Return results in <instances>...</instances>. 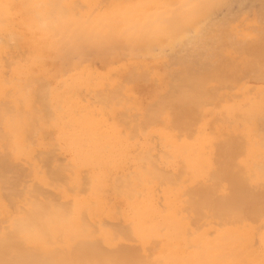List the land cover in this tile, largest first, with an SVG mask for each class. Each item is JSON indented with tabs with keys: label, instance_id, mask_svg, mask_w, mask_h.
<instances>
[{
	"label": "bare ground",
	"instance_id": "obj_1",
	"mask_svg": "<svg viewBox=\"0 0 264 264\" xmlns=\"http://www.w3.org/2000/svg\"><path fill=\"white\" fill-rule=\"evenodd\" d=\"M104 1L107 3L106 0H0V76L5 77L8 75V72L6 73L7 75L6 74L3 75L6 71V69L9 67L5 63V62H8L7 59H9V57L11 56L12 59H14L15 61H18L17 60L18 56L20 54L22 55L23 54L22 51L25 48L28 49L29 46L33 47L32 53L34 54V57L32 56L33 54L32 55L30 54V52H29L30 50L28 51L29 53L26 52L27 54L31 55L30 57L28 56L29 58H27V59H26L27 56H24L26 61H28L27 63H29V64L33 63V62L40 63L42 61V55H41L42 51L40 52L38 47H36V46L34 47V45L31 44L29 40L25 39V37H23L24 35L22 36L17 30L18 28H20L17 25L18 24L17 20L19 19V17L20 18L22 17L20 10H22L24 12L25 8L27 9V7H29L32 10V12H31L32 19L34 16L35 20L34 19H33V21L30 20V22L28 23V25H30V27H32V29H39L40 31L44 32L45 34H50V35H51L52 31L56 32V31H58V29H60L59 31H61V28H64V32H66V30L69 31V33H68L69 35H66V37H64L62 39L60 38V40L58 39L57 40L58 42L53 41L54 42V45H53L54 53H56V50H55L56 47L59 48V46H57V45H60V43L64 40L66 41V43L64 41L63 44H66L69 47L71 45V47L69 49L67 48L68 50H71V48H72V50L75 49L76 51H79V53H81V51L85 50V46H87V44L92 45V47L101 46L104 43L103 37H105L108 33L105 35L102 34L101 40H98L100 37L98 39L94 38V36L92 34L99 36L100 35L99 33L104 32L106 28H109L111 26L109 29L112 30L114 27V26H112V23L110 24V22L109 23H107V22L103 23L102 18H99V20L97 19L100 16V15H98V7H99V5L104 3ZM138 1H140V0H138ZM152 1H153L152 3H154L155 0H152ZM171 1H173V0H171ZM182 1H185V0H182ZM223 1L224 0L219 1V2H223ZM232 1H234V0H232ZM254 1L256 3L257 2L260 3V6L262 7L261 11H259L258 8L260 9L261 7L257 6L258 7L257 8L258 14L260 15L261 13H264V12H262V10H264V0H254ZM165 2H166V0H165ZM177 2H180V0H178ZM246 2H248V1H246ZM135 3H138V2L136 1ZM135 3L133 2L132 4H130V6L127 5L126 8L127 7L131 8L132 6H134ZM214 3L218 4L217 2H214ZM225 3H227L226 0H225ZM233 3L235 4L236 2H233ZM237 3H239V1ZM82 4H83V6H84V4L86 5V6H84V8H85V10H88V12H89V10L91 11V9H89V7L95 5L97 7V10L95 11L96 13L94 12V10H95L94 9L92 12H89V15L92 17V15L95 13L96 17L93 16L94 18L93 17L87 18V15H84V16H86V17H84L82 14H80L81 12L83 13V10H84V8L81 7ZM145 4H144V6H145ZM161 4H163V2ZM167 4L169 7L170 2ZM103 5H105V4H103ZM107 5H108L109 9H112V12H113V13L111 12L110 14H107V16H106V12L108 9L106 11L101 9L102 10L101 12L104 13V11H105L104 16L107 19L109 17L108 15L116 14L118 11H121L122 8L124 7V6H119L121 9L116 7L118 9L117 10V9H115L114 6H113L114 9H113V8L109 7L111 5H109V4H107ZM136 5L139 6V4H136ZM249 5H251V4H249ZM146 6L148 7L147 4H146ZM205 6H207V5H205ZM231 6H229V8ZM86 7H88V9H86ZM149 7H150V5H149ZM154 7H155V5H154ZM178 7H180L179 4L177 7H174V8L177 9ZM241 7H240V10H241ZM104 8H105V6H104ZM130 8H128V10ZM150 8H149V10H150ZM163 8H164L163 10H161V9H158V10H160L161 13H162V11L164 12V10H165V14H166L167 13L166 9H165V7H163ZM180 8H182V7H180ZM81 9H83V10H81ZM134 9L137 10V7ZM128 10L126 9L127 12H128ZM132 10H133V8H132ZM143 10L146 13V11L148 9H145V7H143V8L141 7L140 9H138V11H143ZM156 10L154 8V10H151L148 13L150 15H152V17H153L152 11L156 12ZM167 10H172V8H170V9L167 8ZM197 10H199V8ZM200 10H202V9H200ZM247 10H251V9H247ZM78 11L80 13H77ZM114 11H116V13H114ZM121 12H119V15L117 14V16H120ZM124 13H126V12H124ZM129 13H130V10L126 14H129ZM172 13H173V11H172ZM189 13H190V16H194L193 14H191V13H194V11L189 12ZM256 13H254V14H256ZM99 14H100V12H99ZM126 14H124V15L126 16ZM143 14H144V12H143ZM149 14H148V18L150 17ZM159 14H160V12H158V15L156 16V18H153L154 19L153 21H151V19L148 20L145 18L146 20H148L145 22L141 21V18H138V19L134 18V16H133L134 19H132L129 16L128 17L126 16V18L124 17V18L118 19L115 17V15H113L116 18V21H115L116 24L118 26L122 25L119 28V29H121L119 31V33H121V35L127 34V35H129V38L131 39V38H133L132 36H134V35L130 36L129 32H125V31H129V30L133 29L135 26H142V25H145L143 27L145 30L146 24H149L148 26H149V28H151V30H148V31H152L151 33H149V35L150 34H152V35L149 38L142 36L143 41H142V38H140V40H138L137 34L139 31H137V34L133 33V34H135V37H137V38H134V40H130V42H129V40L125 39V40H127V43L125 41L121 40V36H120V39H117L118 37L117 38H115V37L113 38L112 36L111 37L114 40H116V42L120 41V43L123 42V43H126L127 45L129 44L130 47L132 46V48L136 47L137 45L143 46L146 49V52L143 53L144 58H146V57L152 58L154 64L158 61L161 62L162 60H163L162 62L168 61L169 57L172 55V54L169 55L170 54L169 53V47L173 51L176 50L175 53L173 52V54H175L173 56L178 57L182 54L180 57L181 58L183 57V59H180V62L175 61V60H177V57H174L175 59L170 57V60L174 59L173 61L177 62V64H175L176 68H174V69L172 67H171V69L167 68V69H169V70H167L168 73H167V71L166 72L164 71L165 72L164 74L167 75V74H171L173 70H176V77L175 78L177 80L175 82V86L172 83H167V84L168 85L170 84V87L172 88L170 91V93H172L171 96H173L171 100L174 101V102L172 101V104L174 105V103H175L176 104L175 106L178 107V110H177V107L174 106V108L178 111L177 115H180L179 112H183V111H186L187 113H189L190 111L188 112L187 110H191V109L197 111L199 109H195V108H199V107H202L204 105L206 107V104L211 105L216 100L218 101L220 96L216 93V92H218V91H216L217 87H218L217 89L223 88L224 90H228V94H229V92H231L229 89L231 88L232 84L233 85L237 84L238 82L236 81V83H235V80L240 81L239 79L242 77V74H241V77H239V74L241 73L240 67L235 65V64L232 65L231 61L229 60L230 58H232V57H230V53H232L233 46L236 44H234L232 46V48L230 47L232 50L227 51L226 47L229 46V43L230 44L234 43V41L232 40L234 37L232 39H230L231 37L228 36L229 33H227V35H226V32H228L229 30L228 31L225 30L226 31L225 32L223 30V27L221 26V24H224L225 22L223 21L224 23L223 22L221 23V21H219V24H218V22H216V19H214V21L216 23L215 24L213 19L212 18L210 19V17L212 16L210 14L211 16L210 15H209L210 17L208 16L209 19L208 18L205 19V21H203V24L200 21V24H202L203 26H204V22H205L206 26L202 27L199 24V28L197 27L195 32L193 31L194 29L192 30V32H194V34L192 33V35H190L189 33H191V31L190 32L188 31L187 33L185 31H181L180 36L174 39L173 36L175 33L173 32V36L170 37V34H169L170 31H167L166 35L168 38L166 36L163 38L165 31L168 30L167 27L170 25L168 24V21L164 18V16L162 14H160V15ZM25 15H27V14H25ZM101 15H103V14H101ZM140 15L142 17L144 16V15H142V13ZM171 15L172 14H170V16ZM259 15H258V17H260ZM104 16H101V17H103V19H104ZM190 16L188 15V17H190ZM220 16L221 15L218 16L219 19L221 18ZM27 17H28V15H27ZM178 17H176V21H177ZM258 17H256V18H258ZM28 18H27V20H28ZM86 18L91 19V21L85 20ZM109 18H110L109 20H111L112 16H110ZM180 18H179L180 20L177 21L178 23L176 22V25H177L176 28L177 29H180V28L182 29L185 27L183 15H181ZM213 18H215V17H213ZM233 18H234V16H233ZM256 18L254 21H256ZM92 19H94V20L92 21ZM190 19H192V17L189 18V21H190ZM260 19H262V18H260ZM27 20L25 22L24 21H22V22L27 23ZM112 20H114V19H112ZM208 20H210V22ZM224 20L226 21V19H224ZM150 21H151V23H150ZM171 21H173V20H171ZM254 21L252 20L253 23H254ZM206 22H209V23H206ZM229 23H230L229 21L228 22L226 21V23H225L226 25L224 24L223 26L224 27L226 26V29H227V26ZM253 23H252V25H253ZM255 23H257V22H255ZM172 24H174V23H172ZM22 25H24V24H22ZM113 25H115V23ZM243 25H244V23H243ZM256 25H258V24H256ZM20 26H21V24H20ZM118 26L115 30V33H116V31H118L117 30ZM259 26L257 28H262L261 25H259ZM237 27H235V28H237ZM221 28L225 33H223ZM235 28H233V29H235ZM142 29H141V31H142ZM229 29H231L233 32L232 28H229ZM239 29H241V27ZM26 30H29V29H26ZM39 30H37V31L39 32ZM123 31L125 33H123ZM258 31H260V30H258ZM110 32H112V31H110ZM133 32H135V31H133ZM237 32H239V31H237ZM243 32H244V34H241ZM255 32H257V31H255ZM147 33H144V34H147ZM153 33H156V35H153ZM252 33H254V31L251 32V34ZM55 34H57V32ZM240 34L242 35V38L244 37V39H243L244 41H242L244 43H245V39L251 38L253 36L251 34L249 35L251 37H249L248 35H245V30L240 32L239 36H240ZM61 35H63V34H61ZM176 35H177V33H176ZM229 35H231V34H229ZM25 36H27V35H25ZM52 36H55V35H52ZM113 36H114V34H113ZM258 36L262 37L263 34H260V35L258 34ZM261 37H259L260 40L258 39V41H259L258 43L256 40L257 38L254 39V41L256 40V43H254V44L258 45L261 42ZM37 38L39 39V36H37ZM165 40H168V42H166ZM263 40H262V42H263ZM113 41H112V43L110 42L111 43V45H109L110 47L113 46L112 44L116 43L115 41L113 43ZM240 42L241 41L239 40V43ZM248 42H246V43L248 44ZM120 43H118V44H120ZM63 44L60 45V48L61 47L64 48ZM254 44L252 43V48L257 50L258 48L254 47ZM127 45H125V46H127ZM129 45L127 46V48H129ZM154 45H156V46L158 45V47H159V49L156 50L157 52L160 49L162 52L160 51L157 54L156 53L153 54L152 50L154 48L153 47ZM190 45H192V47H194V49L192 50L191 54L189 53L190 55H188V54L185 55V58H187V59H185L184 54L188 52L187 50L190 47ZM237 45H238L237 47L240 48L239 44H237ZM106 46H107V44H106ZM259 46L260 45H258L257 47H259ZM92 47H91V49H92ZM237 47H235V48L237 51H239L238 55H240V52L242 54L243 49H237ZM248 47L250 48V45L249 46L247 45L246 48H248ZM246 48L244 46L245 50H247ZM65 49H66V47H65ZM67 49H66V52L68 51ZM165 49L166 50L168 49L169 57L164 54L163 51ZM189 49H191V47ZM250 49L247 51L249 52ZM236 50H233V53ZM259 50L255 51L257 53H254L253 52L254 50L250 51L251 56H252V52L255 55H257V54L259 55V53H260ZM262 50L263 49H261L260 54H262V52L264 51V50L263 51ZM182 51H186V52L180 53ZM200 52L202 53V55L205 58L204 60H206V61H204L203 58L201 59L198 57V54L201 55ZM244 52H246V51H244ZM179 53H180V55H179ZM195 53L197 54V56L194 55ZM236 55H237V52H236ZM22 57L23 56H21V59L24 58V57L23 58ZM118 57L120 60L123 61V57H121L119 55H118ZM140 57H141V55H140ZM80 58H82V57H80ZM126 58H127L128 62H131L129 59H134V61H135L136 55L132 52V53H130L129 57L126 56ZM246 58L248 59L249 57H246ZM256 58H257V56H256ZM256 58L254 59V61L251 60V61H253L252 63L250 62L252 65L257 63ZM19 59H20V57H19ZM233 59H232V61H233ZM258 59L260 60V57ZM109 60L112 62L114 60V58L113 59L109 58ZM139 60H141V59H139ZM143 60H141V63L144 62ZM202 60L204 61V63L201 64ZM245 60H243V61H245ZM173 61H171V62H173ZM22 62L21 61L19 62L20 65L23 63H26L25 61L23 63ZM105 62H107V64L110 63L109 61H106V60H105ZM237 62H239V60ZM240 62H241V65L243 66L242 68H245V67L250 68V66H252L250 63H247L249 61H247V62L245 61L247 65L242 64L243 63L242 61H240ZM19 63L17 64L18 66L15 65L16 64V62H15V63H13L14 64L13 67H9V69L14 68L13 69L14 73L11 71L12 72L11 75H13V77H14V75H16V76L18 75L17 77H14V79L11 78L13 82L16 78L19 79V75L21 77H23V75H27L29 77L37 69V68L36 69L34 68L35 70L32 72L29 65L27 66V63H26V65L24 64L25 66H22V65L19 66ZM112 63L115 64L114 62H112ZM148 63L149 62H147L146 64H148ZM258 63H259V61H258ZM57 64H59V63H57ZM127 64H130V63H126V65ZM248 64H250V65L248 66ZM260 64L263 65V61ZM104 65H106V64H104ZM135 65L136 64H134V66ZM143 65H144V63H143ZM158 65H161V64H158ZM200 65L203 66V70L201 69L202 71H204L203 73H200V71H201V70H199ZM111 66H115V65H110V67H108V68H113ZM134 66H132V67H134ZM254 66H256V65H254ZM81 67L82 66L79 65V67L77 68L78 74L79 73L82 74V72L84 74L86 72H89L86 69H85L86 71L83 70V68H81ZM124 67H125V64H124ZM137 67H139V66H137ZM108 68H106V69H108ZM149 68L147 70H149ZM256 68H258V67L256 66ZM260 68H262V67H260ZM58 69H60V68H58ZM91 69L92 68H90V72L93 71ZM130 69H132V68H130ZM133 69H135V68H133ZM116 70H117V68H116ZM250 70H254V68H250ZM245 71L246 70H244L242 72H244V74H245ZM38 72H39V70H38ZM41 72H42V68H41ZM41 72L39 74H42ZM154 72H155V70L153 71V73ZM260 72H261V70L260 71L256 70L255 73L253 72L252 76L250 75V79H252V77L254 78L255 76H256V78L259 77V79L264 78V77H261ZM36 73H37V71H36ZM50 73H51V75L54 73L52 69H51ZM134 73H135V71H134ZM136 73H139V70L137 71V69H136ZM148 73L152 74V71H151V73H150V71ZM33 74H35V73H33ZM135 74H134V76H135ZM140 74H141V72H140ZM42 75H44V73ZM157 75H159V74H157ZM9 76L10 75H8L7 77H9ZM128 76H129V78L131 77L129 75V73H128ZM132 76H133V74H132ZM136 76H138V74H136ZM31 77H34V76H31ZM162 77H164V76H162ZM238 77H239V79H238ZM245 77H247V76H245ZM78 78L80 79V76ZM158 78H159V80H162L159 76H158ZM2 79H0V83L2 82ZM76 79H77V77H76ZM79 79H77V80H79ZM85 79H87V78H85ZM153 79H154V77H153ZM259 79L257 78V80H259ZM84 80H82V81L84 82ZM38 81H36L34 79L26 80V81H24L23 86H22V84L19 85L22 88L16 87L18 84L15 86L16 82L15 83L12 82L13 85L15 86V87L13 86L14 90L16 88H18L19 90L21 89L22 91L20 90L21 92L19 91V93L21 95H23V97H25L24 103L22 105L20 102H19L20 103L19 105L16 104L15 101H14V103H12V104H14L15 107H17V105H18V107H17L18 113L16 115L12 114V116L14 115L13 117L15 118V119L13 118L14 119L13 122H15V125L12 124L13 122L10 123V121H9L10 118L7 119L6 115L3 116V113L0 112V114L2 115V118L0 120L1 123L3 122L2 119L6 118L4 121L6 123L8 122L7 124L10 123L11 126L10 125L9 126L11 127L10 128L11 130H12V126L14 128L16 126V128L19 131L21 130L20 131L21 133H18V135H17L16 133L18 130L15 128L17 130L16 131L13 128L15 133L13 131L11 133V134L14 133V135L16 136V137L15 136L14 137L17 141L19 139L17 144H15L17 142L16 140H15L16 142L15 141L13 142V140L11 139V138H13L12 135L9 134V135L5 136V139H6V137L8 138V140L11 139L9 141V143L15 144V146H13L14 148L17 147V148H19L18 150H20V151H16V153L13 152L15 156L13 155L12 158L15 159V158H18L20 156L23 157L25 155V158L27 156V157H29V159L31 158L30 160H32V161L34 160L33 162H35V165H34L35 167L33 166V164H30L31 167L30 166L29 167L32 168L31 169L32 171L30 170V172H32L33 175L35 173H37V175L35 174L37 176L36 178H38L39 182L41 181V183H43L48 188L51 185H53V187H55V183L59 180L57 178V176H55V175L60 176V174L63 175V172H69L68 176L66 174H64V175H66L67 178L65 179V183H63V184H66L67 181L71 184H77L78 189H81V191H78V189H76L78 192H74L75 191L74 190L73 192L75 194L73 193V195H72V193L70 191H68L69 189L67 190V188L64 187V189L66 188L65 189L66 191L63 190L64 193H62V196H59V194L57 192L56 193L58 195L52 196V194H51V196H49L50 192L46 191V192H48V194L45 192V195L46 194L48 195V197H46L44 194L41 193L40 190L42 188H40V187H42V186L38 182L32 188L31 200L29 201L28 198H27L28 201H26L24 199L21 200V196L17 197V195H16V193L18 191H21V190H18L15 188V187H17V185L14 186L16 184L17 180H16V182L11 183V179H9V177H8L9 182L8 181H7L8 183L6 182L8 185L5 183V180L7 179L8 170H10L11 172L17 171L18 166L16 165L17 167L15 166V168H16L15 169V168H13L14 166L10 165L8 162H0V163H2L0 166V168H1L0 169V181L1 182L3 181L2 184L3 185L5 184L7 189H9V190L4 191L3 189H6V187L4 186L5 188H3V186H2V188H1V185H0V188H1L0 190H2V192L8 191L10 194V195H8L7 194L8 192H7L4 195L3 193L0 192L2 194V195H0V210H3V208H4L3 202L7 201V200H11V201H9L10 203L8 202L11 206L5 207L8 212H9L10 207H14L13 205H18L19 207L21 206L22 210L24 207L25 208L28 207L27 209L24 208L25 210L23 213L20 210L21 214L19 213V216H22L23 218H20L19 216H18L19 218L15 217V216H14V218H9V220L11 221V224L14 225L13 226L14 228L10 227L11 229L13 228L14 233H12V235H10L8 237H5L7 235V233H5V236L4 235L2 236V238H4V239H2L0 237V242H1L0 243V264H264V231L260 234L256 229L259 227H255V224L257 222L258 223H264V192L263 191L261 192V190L264 188V186H263L264 185V130H262L263 129L262 128L263 123L260 120V118H262V116H264V113H262L264 108H262L263 103H261V101H262L261 96L262 95L259 94V93L264 94V89H260L261 92H260V90H258L256 92V89L254 91L256 94L259 92L258 94L261 98L259 102L257 101L258 98L256 100V98L248 97V101L251 102V105L249 103V105L251 107V111L246 112L245 114H242L243 116H240V118H239L240 123H238V120H235V119H226L225 121L223 119V122H226V124H228V126H229V124L232 125V126L228 127L226 135H228V139L230 138V140H229V141H231L230 145L234 146V149L230 148L232 146H229L227 138H225L223 136V134L225 132L222 134L223 129L220 128L218 125V123H221V122H218L216 124V127H214L215 128L214 131H217L218 129L221 130V132H220L221 136L220 137L217 135V132H213V134L208 135L209 139L207 138V140H205L204 137L201 136V141L198 142V145L195 144L197 149H195V151L193 153H191V155H190V161L189 162H191L190 163L191 175H190V179L186 180L185 177H183L182 175H179V173L174 174V173L170 172L169 170L162 169L163 165L161 166V168L159 166V168L157 169V166L153 165V163L155 164V162H156V160L153 159V157L151 155L153 149L151 151H149V152H151L150 154H145V150L143 151L144 153L142 152L143 153L142 155H141V152L140 153H136V152L133 153L132 152V155L134 154L135 156L133 155L132 158L130 157V159H133V160H131L130 164H134L136 159L138 161H139V159L143 160V161H142V163L139 161L140 162L139 166L138 165L130 166L129 168H131V169H129V170H126V168H124L127 172L123 171V170H122V172H120V170L117 171L115 168H108L107 165H106L107 168L105 166L102 167V166H98V165H96V167L90 166L88 163H84L85 165L84 164L80 165L78 163L79 159L81 160L82 158L88 156L87 155L88 153H86V154L81 153L83 155L78 154L79 149H81V147L82 148L84 147L83 143L87 144L86 141L88 139L86 140L85 137L83 139H85L86 141L84 142L82 140L83 146L81 144H79V149H77V151H76L78 153H76V155H73L72 153H70V154H72L71 157H73V156L74 157L72 159V162L69 164L70 165L69 169L67 168L68 166L62 167L63 169L61 167L57 168L56 166H61L59 164L54 166L55 163H54L53 158L55 159L57 157V160H55V161H57L56 163H58V161L61 159L59 157L60 155H57L58 152L61 153V151H62L60 145L58 144L59 143L58 140H59L60 135L62 134V137H63V135H65V133L69 132L72 135H74L73 140L75 141L76 139H81V137H83L86 132L83 129H80L79 126L75 125V124L73 126H71L70 130H67V128H65L66 124L69 121H71V122L74 121V120H70L67 118L68 114H69L68 112L71 110L70 109L67 110L66 107H60V108H58V106L55 107L56 103H55V105H52L53 100L56 98L54 97V99L51 100V98H49V95H47L48 94L47 84L44 83L43 80H42L43 83L42 82L39 83ZM48 81H49V79H48ZM73 81H75V80H73ZM109 81L111 82L110 79H109ZM134 81L135 80H133V82ZM138 81H139V79H138ZM11 82H10V84H12ZM21 82H22V80H21ZM21 82L19 81V83H21ZM161 82H163V81H161ZM166 82L164 84H166ZM170 82H171V79H170ZM242 82H244V81H242ZM8 83H9V80H8ZM37 83L39 84L38 85L39 87L37 86ZM59 83L61 84V82H59ZM73 83L75 84L74 85V87H75L76 83L75 82H73ZM73 83H72V86H73ZM159 84H160V82H159ZM164 84H162V85H164ZM171 84L173 87L171 86ZM2 85L4 87V90L5 89L7 90V87H5V86L8 84H0V86H2ZM53 85H55V83ZM119 85H121V84L119 83ZM215 85H217L216 88H213V87H215ZM85 86H86V88L88 87V85H85ZM102 86H101V88H102ZM122 86H124V85H122ZM56 87H58V88H56ZM56 87L54 89L61 91L59 88L60 86H56ZM82 87L83 86H81V88ZM124 87H126V86H124ZM246 87L244 86L245 90L246 89L248 90V88H246ZM65 88H67V86ZM65 88L62 91H66ZM70 88L71 87H69L68 90ZM81 88L79 89L78 93H80V90L82 91ZM54 89H52V87H51V94L53 93ZM0 90H1V88H0ZM4 90L2 92L6 91V90L5 91ZM16 90H15V92H16ZM132 91H133V89H132ZM7 92H8V90H7ZM243 92H244V90H243ZM226 93L227 92H225V94H224V92L223 93L221 92V95L222 94L226 95ZM246 93H248V92H246ZM51 94H50V97L52 96ZM57 94L53 93V95H55V96H57ZM164 94H166V93H164ZM217 95L219 97L218 99H217ZM160 97L161 96H159V98ZM224 97L226 99H228V97H226V96H224ZM245 97H247V96H245ZM257 97H258V95H257ZM5 98H8V100H10V98L12 99V96H11V94L10 95L8 94V96H5ZM17 98H19V96ZM111 98H113V96ZM232 98L234 99L235 96L233 97L231 95V98H229V100L230 99L232 100L231 103H233ZM162 99L158 100V101L161 100L159 103H158V101L156 102L159 104V105L157 104L158 107L155 106L156 109L159 108L161 105L163 106V107L161 106V108H159V109H161L160 113H161V111L163 112V108L166 109V107H171V105H172L170 103L171 101H170L169 97H168V99L166 97H162ZM165 99H167V100L165 101ZM222 99L223 98L221 97V100ZM235 99H238V96ZM242 99L240 97L239 100H242ZM4 100L2 99V101H4ZM8 100H6L7 101L6 104L10 103V102H8ZM0 101H1V98H0ZM248 101H245V102L247 103ZM56 102H57V100H56ZM127 102H128V99H127ZM167 102H168V104H167ZM58 103H57V105H58ZM62 103H63V105L62 104L61 105L64 106L65 102H62ZM66 103H67V101H66ZM154 103H155V101H154ZM154 103H153V105H154ZM223 103H224V100H223ZM237 103L234 102L233 104L235 105ZM240 103H242V102H240ZM1 104H3V102ZM221 104L219 102L217 104V107H219ZM8 105L10 106V104H8ZM66 105H70V104H66ZM72 105H74V104H72ZM224 105L225 104H223V106ZM243 105H245V104H243ZM235 106H237V105H235ZM235 106L234 107L231 106L230 110H228V114L230 113L231 116H233V117H235L234 115H236V112H235V114H233V112L235 110ZM243 107H241L240 109L242 110ZM19 108H21V109L19 110ZM50 108H51V110H50ZM174 108H171V109L174 112H177L176 110H174ZM212 108H213V106H212ZM2 109L4 110V108H2ZM55 109L60 110V112H59V110L57 111V112H59L60 116H59V118H57L59 115L58 114L57 116H55V119H52L53 112ZM151 109L154 110L156 112V114H159V112H157V110L155 108L153 109L152 106H151ZM179 109H181V111H179ZM202 109H203V107H202ZM221 109H222V107H220V110ZM9 110H11V106L9 107ZM52 110H53V112H52ZM238 110L239 109H237L236 111H238ZM196 111H195V113H196ZM226 111H227V109H226ZM239 112H240V110H239ZM239 112L237 114L238 116L240 115ZM191 113L193 114L194 112L192 111ZM198 113H199V111H198ZM220 113H223V112H220ZM224 113H225V111H224ZM54 114H55V112H54ZM185 114L186 113H184V115ZM192 114L188 115L190 117H188L186 115V120H184V121H187V118L188 119L191 118ZM72 115H74V114H72ZM151 115H153V114H151ZM161 115H164V114H161ZM184 115L181 114L182 117ZM196 115H197V113H196ZM199 115H201V114L199 113ZM181 116H180V118H182ZM204 116H206V115H204ZM155 117L158 118V115ZM172 117H174V116H172ZM170 118H168V119H170ZM177 118L179 119V116ZM193 118H196V117L192 115L191 120ZM226 118H228V117L226 116ZM144 119L146 120V118H144ZM168 119H166V120H168ZM182 119H180V120L182 121ZM6 120H8V121H6ZM122 120H124V119H122ZM147 120H152V123H150L151 121H147V123H150V125L151 124L153 125L154 120L151 117H149V119L147 118ZM166 120H165V122H166ZM173 120L175 122L177 119L173 118ZM210 120H212V119H210ZM58 121H59V124H58ZM126 121H127V119H126ZM126 121L124 120V122H126ZM60 122H62V123L60 124ZM140 122H142V121H140ZM177 122H178V120H177ZM189 122H191L190 119H189ZM246 122H249L250 124L246 125ZM63 123H65V126H63ZM103 123H100V124H103ZM138 123H139V120H138ZM179 123L180 122H178V124ZM3 124H5V123H2V125L0 127H3L4 126ZM94 124H95V122H94ZM98 124H99V122L97 121V125ZM104 124L106 125L108 123L106 122ZM170 124L171 123H169V125ZM221 124L224 125V123H221ZM105 125H103V126H105ZM111 125H109V126H111ZM241 125H243L242 128H240ZM55 126L58 128L56 130H53V128ZM109 126H107V130H109V128H110ZM140 126H138V127H140ZM176 126H178V125H176ZM154 127H155V125H154ZM111 128L112 129H110V131L115 129V127H111ZM1 129H3V128H1ZM95 129H94V131H95ZM99 129H100V127H99ZM194 129H195V127L193 128V130ZM141 130H142V128H141ZM145 130H146V128H145ZM6 131H8V129ZM90 131H91V129H90ZM1 132L2 131H0V136L5 135V133L2 134ZM49 132H51V137H50L51 139H49L48 142L51 145L48 147H51V150H50L51 157H50V153H49V155H48V153H46V156L44 157L45 153L42 151L43 153L42 152L41 153L43 155H41V156L39 155L40 156V158H39L38 154H40V153H38L39 150L37 149V147L36 148L34 147V149L38 150L37 151L38 154L35 155L34 157H30V155H32V154L27 153L25 151H24L25 152L24 153L22 151V149H20V146L18 144L21 143V148H22L23 142L24 143L27 142L29 144L27 145V143H26V145L28 147L29 146L31 147V145H30L31 142L32 143H34L35 141L38 142L36 135H40V136H42V138H44L43 137L44 134L46 136V133L50 134ZM53 132H54V137L52 138ZM132 132H133V130H132ZM147 132H145V133H147ZM152 132H154V130ZM8 133H9V131H8ZM24 133H28V134L24 135ZM56 133H57V135H56ZM115 133H116V130H115ZM133 133H135V131ZM157 133L161 136L160 137L161 141H163L164 136L166 137L167 135H169V134H166L165 130H162V128H160ZM33 134L36 136V140L33 139L35 137ZM140 134H142V133H140ZM143 134H144V132H143ZM143 134H142V136H143ZM150 134H148V135H150ZM101 135L99 136L100 138H102L104 136V135L103 136H101ZM132 135L133 134H131V136ZM10 136H12V137H10ZM26 136H28V138L30 136H33V138L32 137L29 138V139H32V141L27 139ZM85 136H86V134H85ZM95 136H97V135H95ZM132 137H135V136H132ZM147 137L149 138V136H147ZM2 138L0 137V140L2 142V143L0 142V149L2 148L1 144L3 145L4 144L3 142L8 141L7 139L4 140V138L3 139ZM66 138H67V136L65 135V139ZM223 138H225L227 141L225 139L223 141ZM94 139H96V138L94 137ZM103 139H104V137H103ZM103 139H102V141H103ZM144 139H142V140L144 141ZM238 139L241 140V143H242L243 139H246V140H243L244 142H246L245 145H247L245 148L246 152L244 153V158H240L237 156L238 151H240L243 148V146H240L241 144H239L240 141ZM41 140H43V139H41ZM60 140L63 142L61 137H60ZM80 141H76L75 142L76 144H74V145L76 146L78 144V142H80ZM235 141H236V144H235ZM46 142H47V140H46ZM46 142H41V143L45 144ZM103 142H106V141H103ZM103 142H101V144ZM167 142L165 144H167ZM232 142H234L235 145L232 144ZM9 143L6 144L7 147L10 145ZM219 143L223 144V145L220 144V146H222L223 148L227 149L229 147L230 149H232V151L230 149L229 150L228 149L223 150L218 145ZM225 143L228 145L227 147H226ZM238 144L240 147H238ZM6 145H4V146H6ZM26 145L24 147H27ZM145 145H147V144H145ZM204 145L206 146V149L203 148ZM217 145H218V150H216ZM41 146L42 145H40L38 147H41ZM45 146H47V145H45ZM62 146H64V147H62L63 151L69 150L68 148L70 146L69 147L67 145H62ZM87 146H86V148H87ZM90 146H92V145H90ZM177 146H175V147L180 148V145L178 147ZM192 147H193V145H192ZM4 148L5 147H3L2 152L5 150ZM29 148H28V152L30 151ZM31 148H33V147H31ZM86 148H85V150H86ZM92 148H93V146H92ZM158 148H159V146H158ZM163 148H165V147L162 146L161 149H163ZM166 148H167V146H166ZM166 148H165V150H166ZM202 148L205 150H203ZM6 149H8V148H6ZM42 149L44 150V148H42ZM71 149L74 150V147L72 146ZM88 149H89V147H88ZM90 149H91V147H90ZM90 149L88 151H90ZM169 149H170V147H169ZM219 149H222L223 151H219ZM47 150H49V149H47ZM72 150H71V152H72ZM85 150H80V151L83 152ZM242 150L245 151L244 149H242ZM161 151H163V150H161ZM2 152H0V153L3 154ZM6 152H7V150H6ZM65 152H67V151H65ZM90 152L94 153L93 151H90ZM99 152H106V151H104V149H101ZM99 152H98V154H99ZM146 152H147V150H146ZM153 152H156V151H153ZM157 152H159V151H157ZM218 152L219 153L222 152V154H220V155L221 156L223 155V157H222L223 160H221V159L217 160L216 155L218 154ZM242 152L240 151V154ZM67 153L69 154V151ZM67 153H65V154H67ZM181 153L183 154L184 152H181ZM8 154L9 155L11 154L10 151ZM163 154H162V156H163ZM240 154H239V156H240ZM95 155H90V156L94 157ZM100 155H102V154H100ZM156 155L159 156L160 154L158 155V153H157ZM176 155L177 154H175L173 156V154H172L171 157H176ZM185 155L186 154H184V156ZM3 156H6L5 152H4ZM10 156H12V155H10ZM112 156H113V154H112ZM58 157L60 158L59 160H58ZM168 157H170V154ZM9 158L12 159L11 157H9ZM67 158H68V156H67ZM157 158H159V157H157ZM180 158H181V156H180ZM215 158H216L217 162L218 161L224 162V159L227 160L226 162H224L225 168H226V169L224 168L226 170L225 178L222 177V175L219 173V172H221L220 170H219V172L218 171L216 172L215 169L212 168V166H214L215 164L212 163V165H211V161H213L215 163V161H214ZM4 159H5V157H4ZM23 159H24V157H23ZM23 159H21L22 162L25 160V159L24 160ZM50 159L53 160L52 162L54 165L53 164L51 165V167L54 166L53 168H49ZM63 159H65V158H63ZM105 159H107V158H105ZM165 159H166V157L163 160L164 162L169 161V159L168 160H165ZM175 159L178 160V158H175ZM184 159L185 158H183V160ZM0 160H1V157H0ZM98 160H100V159H98ZM110 160H111V158H110ZM181 160H182V158H181ZM7 161H9L8 157H7ZM25 161H24V163H25ZM61 161H62V159H61ZM61 161H60V164L63 163V161H62V163H61ZM157 161H158V159H157ZM172 161H174V160H171L170 165H172L174 163ZM109 163L111 164V162H109ZM224 163H221V164L223 165ZM104 164H105V162H104ZM174 164H176V160H175ZM174 164H173V166H174ZM22 167H24V166L22 165ZM46 167L48 169H51V170L54 169V171L52 172L49 170L50 171L48 173L49 175H47V173L44 172V171L47 172V169H45ZM184 167H186V166L184 165ZM222 167H224V166H222ZM55 168H56V170H55ZM42 169L43 170L45 169V170L42 171ZM218 169H220V168H218ZM66 170H68V171H66ZM176 170L175 171L178 172L179 169H176ZM186 171H188V170H185V172ZM21 172L22 171H19V174ZM124 173L127 176L125 177L124 180H122ZM81 174L84 176H87L88 180L85 179L86 177L83 178L84 176H82ZM3 175H5L4 178L6 177V179H4V180H3ZM64 175H63V177L65 178ZM118 175H121V176H118ZM81 176L83 179L81 178ZM17 177L19 179V176H17ZM63 177H62V179H63ZM26 178H28V176ZM80 178L82 181L80 180ZM21 179H22V177L20 178L19 181H22ZM84 179H85V181H83ZM12 181H14V179ZM35 182H37V181H35ZM81 182H84V183H81ZM87 183L90 187V188H88L89 190L87 189L89 191L88 194H87V190L82 192V189L84 188V186L86 187ZM82 184H84V185H82ZM160 184L162 187H161V193L159 194V196L162 194L161 195L162 197L161 196L159 197L158 194L155 193V190L157 188L156 186H158ZM212 184H214V186L216 185L219 188H221V192L219 193L220 197L215 196L216 199L214 198V193H215L214 190L216 188L212 187ZM252 185H255V187ZM62 186L60 185V187H62ZM188 186H191V187H188ZM24 187H26V186H24ZM24 187H23V189H24ZM68 187H69V185H68ZM188 188H190V189L187 190ZM253 188H256V190ZM23 189H22V191H23ZM44 189L45 188H43V190ZM70 189H72V187ZM84 190H85V188H84ZM215 191H216V193L218 192V190H215ZM42 192H44V191H42ZM23 194H22V196H23ZM216 195H218V194H216ZM1 196H4L5 200ZM157 196L159 197V199L162 198V200L161 201L158 200ZM28 197H30V194ZM42 198H43V200H42ZM69 199L71 201H69ZM14 208H10V209L13 210ZM16 211H17V209H16ZM16 211H14V212L17 213ZM7 213H6V215H7ZM251 217H253V219H251L252 221L255 220V222H256L255 224H252L251 220H250L251 221L250 223L248 222L249 221L248 218H251ZM254 218H256V219H254ZM210 219L220 220V224L217 223L218 225H216V222L214 223L213 221H210ZM119 220L123 221V223H124V221H126L128 223V225L131 226L130 229L126 226H125L126 228L124 226H121V224H118L119 226H117V223H114V222L119 221ZM127 223H124V224H127ZM262 225H264V224H262ZM7 228H9V227L7 226L5 228V230ZM260 228H262V227H260ZM1 229H0V231H1ZM125 229H127V230H125ZM11 232H12V230H11ZM135 238L137 239L138 243L134 240ZM255 241L258 242L257 247L255 245L256 244ZM127 242H129V243L135 242L137 244H140V246L139 245L137 246V248L140 247V249H136L135 247H132V246L129 248L126 244H124ZM156 245L159 246L158 251L156 253H153L151 251V249L152 250L154 249V251H156L155 250V248L157 247ZM150 247H152V248H150ZM139 250L140 251L142 250V252L144 254H140ZM151 253H152V255H151Z\"/></svg>",
	"mask_w": 264,
	"mask_h": 264
},
{
	"label": "rangeland",
	"instance_id": "obj_2",
	"mask_svg": "<svg viewBox=\"0 0 264 264\" xmlns=\"http://www.w3.org/2000/svg\"><path fill=\"white\" fill-rule=\"evenodd\" d=\"M107 1V3L104 1V3H102L101 5H99V7H98V15H100L97 19L99 20V18H102V22L103 23H109L110 22V24L112 23V26H114L113 27V29L112 30H110L109 28L111 27H109V28H106L105 29V31L104 32H101V33H99L100 35L99 36H96L95 34H92L93 36H94V38H96V39H98L99 37V39L98 40H101V36H102V34H107L105 37H103V41H104V43L101 45V46H98V47H92V45H89V44H87V46H85V50L84 51H81V53H79V51H76L75 49L74 50H72V48H71V50H68L70 47H71V45H70V47L68 46V45H66V44H63L64 43V41H62L61 43H60V45H62L63 44V47L64 48H60V45H57V46H59V48L58 47H56V53H54V51H53V45H54V42L53 41H57L58 39L60 40V38L62 39V38H64V37H66V35H69L68 33H69V31H67L66 30V32H64V28H61V31H59L60 29H58V31H56L57 32V34H55L56 32H54V31H52L51 32V35L50 34H45L44 32H42V31H40L39 29H32V27H30V25H28V23L30 22V20L31 21H33V19L35 20V18H34V16H33V19H32V14H31V12H32V10L29 8V7H27V9L25 8V10H24V12L22 11V10H20V12H21V18L19 17V19L17 20L18 21V27H20V28H18L17 30H18V32L23 36V37H25V39H27V40H29L30 41V43L31 44H33L34 45V47L36 46V47H38L39 48V51L41 52V55H42V61L40 62V63H35V62H33V63H27L28 61H26V59L27 58H29L33 53H32V48L33 47H28V49L27 48H25L22 52H23V54L21 55V56H27L26 57V59H25V57L23 58V59H21V56L19 55L18 56V58H17V60L18 61H15L14 59H12V57L10 56H8L9 57V59H7V61L9 62H5L6 64H7V66H9V67H13L14 66V64L13 63H15L16 62V64L15 65H17L20 61L22 62H26L27 63V66L29 65V67L31 68V70H32V72L36 69V71H37V73H36V71H34L33 73H35V74H33L32 73V75L31 76H34V77H31V76H27V75H23V77H21L20 75H19V79H15L14 80V82L12 81V79H14V77H17L16 75H14V77H13V75H11V73L13 72V69L12 68H10L9 69V67L6 69V71H5V73L3 74V75H5L7 72H8V75H10L9 77H7V76H3V77H1L0 76V79H2V82L0 83V84H8V85H6L5 87H7V90H8V92H7V90L5 91L4 90V87H3V85L2 86H0V88H1V90H0V98H1V103L3 102V104H1L0 103V112L1 113H3V116L4 115H6V117H7V119L8 118H10V123H12L13 122V120L15 119L13 116L14 115H16L17 113H18V109H17V107H18V105L21 103V105L24 103V98L25 97H23V95H21L20 93H19V91L21 90H19L18 88H16L15 90H16V92H15V90H14V87L16 86V87H21V86H19V85H21L22 84V86H23V83H24V81H26V80H32V79H34V80H36V81H38L39 83H41L42 82V80H43V82L44 83H46L47 84V92H48V94L47 95H49V98H51V100L52 99H54V97L56 98V99H54L53 100V102H52V105H55V103H56V105H55V107H57L58 106V108H60V107H66L67 108V110H71V111H69L68 113V119H70V120H74L73 122H71V121H69L67 124H66V126H65V123H63V126H65V128H67V130H70V128H71V126H73L74 124L75 125H78L79 126V128L80 129H83L86 133V136H85V134H84V136L83 137H81V139H76L75 141L73 140L74 139V135H72L71 133H69L68 131V133H65V135L67 136V138L65 139V135H63V137H62V134L60 135V137H61V139L63 140V142L60 140V137H59V140H58V144L60 145V147H61V149H62V151H63V148L62 147H64V146H62V145H67L69 148V150H65V151H69V154L67 153V152H65V151H61V153L60 152H58V154L57 155H60L59 157L62 159V161H63V163H62V161H61V159L58 157V163H56L57 161H55V160H57V157L54 159L53 158V160H54V163H55V165L53 164V160H51L50 159V162H49V168H53L54 166H56L57 164H59V165H61V166H56L57 168H62V167H67L68 169L70 168V163L72 162V159H73V157H71V155L73 154V155H76V153H78V154H80V155H83L84 153L86 154V153H88L87 155V157H84V158H82L81 160L79 159V161H78V163L81 165V164H84V163H88L90 166H95L96 167V165H98V166H102V167H106V165H107V167L108 168H115L117 171L118 170H120V172H122V170L123 171H126V170H129V169H131V168H129L130 166H135V165H140L139 163L141 162L142 163V161L143 160H140L139 159V161L136 159L135 160V163L134 164H130L131 163V160H133V159H130V157L132 158V156L134 155H132V152L133 153H140L141 152V155L144 153L143 151L145 150V154H150L151 152H149V151H151L152 149V153H151V155H152V157H153V159H155L156 160V162H155V164L153 163V165H156L157 166V169L159 168V166H160V168H161V166H162V169H166V170H169L170 172H172V173H174V174H176V173H179V175H182L183 177H185V179L187 180H189L190 179V175H191V170H190V163L191 162H189L190 161V155H191V153H193L194 151H195V149H197L196 148V145H198V142L199 141H201V136H203L204 137V139L205 140H207V138L209 139V136L208 135H211V134H213V132H217V135L220 137L221 136V134H220V132H221V130H217V131H214L215 130V128L214 127H216V124L218 123V122H221V123H224V125L226 124V122H223V119H224V121L226 120V119H235V120H238V123H240V120H239V118H240V116H243L242 114H245L246 112H249V111H251V107H250V105H251V102H249L248 101V97H252V98H256V100H257V98H258V102L260 101V99L262 98V101H261V103H263V105H264V94H261V93H259L260 95H262L261 96V98H260V96H259V94L257 93H255L254 91H255V89H256V92L258 91V90H260V89H264V78H260L259 79V77H257L259 80H257V78H256V76L253 78L252 77V79H250V75L252 76V73L254 72L255 73V71L256 70H261V77H264V13H261L260 15L258 14V10L259 11H261V9H262V7L260 6V3H256L254 0H234V1H232V0H226V2L227 3H225V0L223 1V2H219V1H222V0H185V1H182V0H180V2H177L176 0H173V1H171V0H166V2H165V0H155L154 1V3H152L153 1L152 0H140V1H138V0H106ZM138 2V3H135V2ZM239 1V3H237ZM246 1H248V2H246ZM251 1V2H250ZM135 3L134 4V6H132L131 8L130 7H127L126 8V6L127 5H129L130 6V4H132V3ZM144 2V3H143ZM158 2V3H157ZM163 2V4H161ZM170 2V5H169V7H168V4L167 3H169ZM173 2V3H172ZM208 2V3H207ZM214 2H217L218 4H216V3H214ZM233 2H236L235 4L233 3ZM143 5H142V4ZM148 5V7H149V5H150V10H149V8L146 6V4ZM256 3V4H255ZM103 4H105V5H103ZM107 4H109V5H111V6H109L110 8H113L114 9V7H115V9H117V8H120L119 6H124L123 8H122V12L121 11H118L117 13H116V11L118 10H116V11H114V13H116V14H111V15H108L109 17L110 16H112V18H111V20H109L110 18L108 17V19L104 16V14H105V11L107 10V12H106V16H107V14H110L111 12H112V9H109L108 8V5ZM136 4H139V6L138 5H136ZM144 4H145V6H144ZM178 4H179V6L180 7H182V8H180V7H178L177 9H175L174 7H177L178 6ZM209 4V5H208ZM244 4V5H243ZM247 4V5H246ZM249 4H251V5H249ZM259 4V5H258ZM136 5V6H135ZM154 5H155V7H154ZM199 5V6H198ZM205 5H207V6H205ZM232 5V6H231ZM238 5V6H237ZM81 6V5H80ZM84 6H86L85 4H84ZM84 6H83V4H82V8H84ZM88 6V5H87ZM104 6H105V8H104ZM114 6V7H113ZM196 6V7H195ZM198 6V7H197ZM229 6H231L230 8H229ZM242 6V7H241ZM249 6V7H248ZM252 6V7H251ZM260 6L261 8L259 9L258 7ZM117 7V8H116ZM137 7V10L136 9H134V8H136ZM143 8V7H145V9H148L147 11H146V13H145V11L143 10V11H138V9H140V8ZM163 7H165V9H166V14H165V10H164V12L162 11V13H161V11L160 10H158V9H161V10H163L164 8ZM240 7H241V10H240ZM245 7V8H244ZM251 7V8H250ZM128 8H130L129 10H130V13L129 14H126V13H128L129 12V10H128ZM132 8H133V10H132ZM154 8H155V10H156V12H154V11H152V13H153V17H152V15H150L148 12H150L151 10H154ZM167 8L168 9H170V8H172V10H167ZM181 10H180V9ZM199 8V10H197ZM257 8H258V10H257ZM86 9H88V7H86ZM89 9H91V11L89 10V12H92L94 9V12L97 10V7L94 5V6H91V7H89ZM105 10L104 11V13L103 12H101L102 10ZM121 9V8H120ZM126 9L128 10V12L126 11ZM191 9V10H190ZM195 9V10H194ZM200 9H202V10H200ZM247 9H251V10H247ZM31 10V11H30ZM81 10H83V9H81ZM100 10V11H99ZM110 10V11H109ZM194 11V13H191V14H193L194 16H190V13L189 12H193ZM197 10V11H196ZM26 11V12H25ZM29 11V12H28ZM80 11V10H79ZM77 12V13H80V12ZM136 11V12H135ZM172 11H173V13H172ZM176 11V12H175ZM215 11V12H214ZM218 11V12H217ZM222 11V12H221ZM227 11V12H226ZM238 11V12H237ZM249 11V12H248ZM89 12H88V10H85V8H84V10H83V13L81 12L80 14H82L83 16L84 15H87V18H92L93 16H95L96 14V12L92 15V17L89 15ZM99 12H100V14H99ZM119 12H121L120 13V16H117V14L119 15ZM124 12H126V13H124ZM143 12H144V14H143ZM158 12H160V14H162L163 16H164V18L168 21V24L171 26H168L167 28H168V30H166L165 31V34H164V36H163V38L166 36L167 37V35H166V32L167 31H170V37L171 36H173V32L175 33L174 34V39L175 38H177V37H179L180 36V32L181 31H185L186 33L189 31H191V33H189L190 35H192V33L194 34V32H195V30H196V28L198 27L199 28V24H200V21L202 22V24H203V21H205V19H207L208 18V16L210 17V19L212 18L213 19V21H214V19H216V22H218V24H219V21H221V23L224 21L225 23H226V21L228 22H230L229 24H228V26H227V29H226V26L224 27L223 25L225 24L224 22V24H221V26L223 27V30L225 31H228V32H226V35H227V33H229V34H231V35H229L228 34V36H230L231 38L230 39H232L233 37V41H234V43H229V46H227L226 48H227V51H229V50H232L231 48H232V46L234 45V44H236V45H234L235 47H237L238 45L237 44H239V47L240 48H238L237 47V49H243V52L244 51H246V52H242V54H241V52H240V55H238L239 53V51H237L236 50V48L233 46V50H236L234 53H233V50H232V53H230V57H232V58H230L229 60L231 61V63H232V65H237V66H239L240 67V70H241V73L239 74V77H241V74H242V79L240 78L239 79V77H238V79L240 80V81H238V80H235V83H236V81L239 83H237V84H232V86H231V88L229 89L231 92H229V94H228V90H224L223 88H220V89H217L216 88V86L217 85H215V87H213V88H216V91H218V92H216L219 96H220V98L218 97V95H217V99L219 98V100L217 101H215L213 104H206V107H205V105L204 106H202L203 107V109H202V107H199V108H195V109H199V110H187L189 113H187L186 111H183L184 113H186L185 115H184V113L183 112H179L180 113V115H177V113H178V107L177 106H175L176 104L174 103V105L172 104V101L173 100H171L172 99V97L173 96H171V94L172 93H170V91H171V87H170V84L168 85L167 83H172L174 86H175V82H176V70H173L172 71V73L171 74H164L167 70H169V69H171V67L174 69V68H176V65L175 64H177V62H175V61H179L180 62V59H183V57L181 58L180 56L182 55H180V53H183V52H186V51H182V52H180L179 53V55L180 56H173V55H175V54H173V52L175 53V51H173V50H171L170 49V47H169V53H168V49L166 50H164L163 52H164V54L165 55H167L168 57H169V55H171L170 57L171 58H174V57H177V60H175V61H173L174 59H171L170 60V57H169V59H168V61L167 62H160V61H158V62H156L155 64L153 63V60H152V58H150V57H146V58H144V54L143 53H145L146 52V49L143 47V46H141V45H137L136 47H133L132 48V46L130 47V45H129V48H127V40H129V42H130V40H134V38H137L138 40H140V38H142V36H144V37H146V38H149V37H151V35L152 34H150L149 35V33H151L152 31H148V30H151V28H149V24H146V28H145V30H144V26L145 25H142V26H135L133 29H131V30H129V31H125V32H129V34H130V36H132V35H134V36H132L133 38H129V35H127V34H123V35H121V33H119V31L121 30V29H119L120 28V26H122V25H117L116 24V18H118V19H120V18H126V16L128 17H131L132 19H134V18H136V19H138V18H141V21H148L149 19H151V21H153L154 19L153 18H156V16L158 15ZM175 12V13H174ZM187 12V13H186ZM221 12V13H220ZM237 12V13H236ZM257 12V13H256ZM262 12H264V10H262ZM88 13V14H87ZM113 13V12H112ZM142 13V15H144L143 17L140 15V14ZM196 13V14H195ZM225 13V14H224ZM254 13H256V14H254ZM25 14H27L28 15V17H27V15H25ZM101 14H103V15H101ZM124 14H126V16L124 15ZM133 14V15H132ZM148 14L150 15V17L148 18ZM159 14V15H160ZM169 14V15H168ZM170 14H172L171 16H170ZM190 16V17H192V19H190V21H189V18L190 17H188V15ZM244 14V15H243ZM247 14V15H246ZM113 15H115V17L113 16ZM174 15V16H173ZM181 15H183V17H184V25H185V27L184 28H180V29H177L176 28V22L177 21H179L181 18ZM219 15H221L220 17V19H219ZM223 15V16H222ZM258 15L260 16V17H258ZM101 16H104V19H103V17H101ZM133 16H134V18H133ZM141 16V17H140ZM147 16V17H146ZM179 16V17H178ZM187 16V17H186ZM233 16H234V18H233ZM244 16V17H243ZM250 16V17H249ZM255 16V17H254ZM78 17V16H77ZM84 17H86V16H84ZM96 17V16H95ZM176 17H178L177 18V21H176ZM213 17H215V18H213ZM224 17V18H223ZM256 17H258V18H256ZM27 18H28V20H27ZM85 19V20H88V21H91V19ZM94 18V17H93ZM148 19V20H146V19ZM180 18V19H179ZM188 18V19H187ZM240 18V19H239ZM254 18V19H253ZM255 18H256V21H254L255 20ZM260 18H262V19H260ZM27 20V23H24L26 20ZM106 19V20H105ZM112 19H114V20H112ZM171 19V20H173V21H169V20ZM186 19V20H185ZM209 19V18H208ZM224 19H226V21L224 20ZM229 19V20H228ZM25 20V21H24ZM94 19H92V21H93ZM101 20V19H100ZM140 20V19H139ZM218 20V21H217ZM231 20V21H230ZM252 20L254 21V23L255 22H257V23H253L252 22ZM22 21H24V22H22ZM151 21H150V23H151ZM175 21V22H174ZM207 21V20H206ZM209 22H210V20H208ZM212 21V22H213ZM236 21V22H235ZM242 21V22H241ZM101 22V21H100ZM209 22H206V23H209ZM247 24H246V23ZM115 23V25H113ZM172 23H174V24H172ZM178 23V22H177ZM214 23H215V21H214ZM242 23V24H241ZM243 23H244V25H243ZM252 23H253V25H252ZM20 24H21V26H20ZM22 24H24V25H22ZM202 24H200L202 27H204V26H206L205 25V22H204V26L202 25ZM216 24V23H215ZM256 24H258V25H256ZM263 24V25H262ZM226 25V24H225ZM241 25V26H240ZM259 25H261V27L262 28H257ZM117 26H118V31H116V33L118 34H116L115 33V30H116V28H117ZM200 26V27H201ZM238 26V27H237ZM22 27V28H21ZM143 29H142V28ZM170 27V28H169ZM201 27V28H202ZM235 27H237V28H235ZM241 27V29H239ZM251 27V28H250ZM260 27V26H259ZM225 28V29H224ZM229 28H235V29H233V32H232V30L231 29H229ZM26 29H29V30H26ZM110 31H112V32H110ZM141 29H142V31H141ZM194 29V30H193ZM238 29V30H237ZM37 30H39V32L37 31ZM109 32H108V31ZM192 30L194 31V32H192ZM221 30H222V28H221ZM222 30V31H223ZM235 30V31H234ZM239 31V32H237V31ZM241 30V31H240ZM245 30V35H250L251 34V32H253L254 31V33H252L251 35H253L252 37L251 36H249V37H251V38H247V39H245V43L246 42H248V44L246 43H244V42H242V41H244L243 39H244V37L242 38V35L241 34H244V32L243 33H241L240 34V36H239V33L240 32H242V31H244ZM258 30H260V31H258ZM24 31V32H23ZM63 31V32H62ZM133 31H135V32H133ZM137 31H139L138 32V34H137ZM223 31V33H225ZM248 31V32H247ZM255 31H257V32H255ZM61 34H63V35H61ZM124 31H123V33H125ZM132 32V33H131ZM148 32V33H147ZM172 32V33H171ZM237 32V33H236ZM250 32V33H249ZM262 32V33H261ZM59 33V34H58ZM112 33V34H111ZM133 33H135V34H137V37H135V34H133ZM144 33H147V34H144ZM176 33H177V35H176ZM247 33V34H246ZM249 33V34H248ZM113 34H114V36H113ZM142 34V35H141ZM234 36H233V35ZM258 34L260 35V34H263V36L261 37V36H258ZM25 35H27V36H25ZM45 35V36H44ZM52 35H55V36H52ZM61 35V36H60ZM153 35H156V33H153ZM236 35V36H235ZM37 36H39V39L37 38ZM44 38H43V37ZM50 36V37H49ZM114 38H117V39H120V36H121V40L122 41H125L126 43H123V42H121L120 43V41L119 42H116V40H114L112 37ZM127 36V37H126ZM258 36V37H257ZM41 37V38H40ZM109 37V38H108ZM172 37V38H173ZM259 37H261V42L258 44V45H260L259 47H257L258 45H256V44H254V43H256V40H257V43L259 42L258 41V39H259ZM30 38V39H29ZM43 38V39H42ZM105 38V39H104ZM129 38V39H128ZM155 38V37H154ZM168 38V37H167ZM257 38V39H256ZM52 41H51V40ZM116 42V43H114V41ZM125 39H127V40H125ZM157 39V38H156ZM254 39H256L255 41H254ZM236 40V41H235ZM239 40L241 41L240 43H239ZM260 40V39H259ZM262 40H263V42H262ZM33 41V42H32ZM42 41V42H41ZM112 41H113V43L115 44H112L113 46H109V45H111V43H112ZM118 41V40H117ZM142 41H143V38H142ZM166 42H168V40H165ZM50 42V43H49ZM58 42V41H57ZM111 42V43H110ZM145 42V41H144ZM65 43H66V41H65ZM118 43H120V44H118ZM227 43V44H228ZM244 43V44H243ZM251 43V44H250ZM252 43L254 44V47H256V48H258L257 50H259L260 51V53H261V49H263L262 51V54H260L259 53V55L257 54V55H255V54H253V52L254 53H257V52H255V51H257V50H255V49H253L252 48ZM38 44V45H37ZM46 44V45H45ZM52 44V45H51ZM106 44H107V46H106ZM125 45H127V46H125ZM242 45V46H241ZM247 45L249 46L250 45V48L252 49H250L249 47L248 48H246L247 47ZM256 45V46H255ZM68 46V47H67ZM94 46V45H93ZM140 46V47H139ZM189 46V45H188ZM244 46H245V48L247 49V50H249L250 49V51H253L252 52V56H251V52L249 51H247V50H245L244 49ZM65 47H66V49L68 50L67 52H66V49H65ZM91 47H92V49H91ZM103 47V48H102ZM125 47V48H124ZM154 47V48H153ZM152 48H153V54H157L158 52H160L161 51V49L157 52L156 50H158L159 49V47H158V45L156 46V45H154ZM191 47V49H189ZM190 47L188 48V52L187 53H185L184 54V58H185V55L186 54H188V55H190L191 54V52H192V50L194 49V47H192V45H190ZM231 47V48H230ZM243 47V48H242ZM52 48V49H51ZM156 48V49H155ZM168 48V47H167ZM127 49V50H126ZM136 49V50H135ZM177 49V48H176ZM30 50V51H29ZM96 50V51H95ZM121 50V51H120ZM25 51V52H24ZM30 52V54H27V53H29ZM136 55V58H135V61H134V59H129L131 62H128V60H127V58H126V56H128L129 57V55H130V53H132V52ZM258 51V52H259ZM27 52V53H26ZM66 52V53H65ZM162 52V51H161ZM166 52V53H165ZM236 52H237V55H236ZM58 53V54H57ZM63 53V54H62ZM84 53V54H83ZM119 53V54H118ZM128 53V54H127ZM190 53V54H189ZM201 53V52H200ZM46 54V55H45ZM56 54V55H55ZM116 54V55H115ZM121 54V55H120ZM169 54V55H168ZM232 54V55H231ZM55 55V56H54ZM118 55L119 56H121V57H123V61L122 60H120L119 59V57H118ZM140 55H141V57H140ZM195 56H197V54L195 53L194 54ZM249 55V56H248ZM254 55V56H253ZM261 55V56H260ZM29 56V57H28ZM33 57H34V54L32 55ZM114 56V57H113ZM152 56V55H151ZM237 56V57H236ZM239 56V57H238ZM245 56V57H244ZM256 56H257V58H256ZM260 57V60L258 59L259 57ZM263 56V57H262ZM19 57H20V59H19ZM57 57V58H56ZM73 57V58H72ZM75 57V58H74ZM80 57H82V58H80ZM86 57V58H85ZM187 57V56H186ZM198 57L199 58H203V60L205 59L204 58V56L202 55V53H201V55L200 54H198ZM236 57V58H235ZM244 57V58H243ZM246 57H249L248 59L246 58ZM109 58H114V60L112 61V62H114L115 64H113L110 60H109ZM234 58V59H233ZM251 58V59H250ZM256 58V61H257V63H258V61H259V63L257 64H254V65H256L258 68H256V66H254V65H252L251 63L254 61V59ZM14 61H12V60ZM139 59H141V60H143L142 62L144 63V65H143V63H141V60H139ZM179 59V60H178ZM185 59H187V58H185ZM232 59H233V61H232ZM246 59V60H245ZM105 60L106 61H109L110 63L109 64H107V62H105ZM139 62H138V61ZM202 60V61H203ZM235 60V61H234ZM239 60V62L240 61H242L243 63L242 64H246V62L247 61H249V62H247V63H250L252 66H250V68H254V70H250V68L249 67H245V68H242L243 66L241 65V62L239 63V62H237ZM243 60H245V61H243ZM251 60H253V61H251ZM92 61V62H91ZM122 61V62H121ZM135 63H134V62ZM146 61V62H145ZM171 61H173V62H171ZM201 61V64L202 63H204V61H206V60H204L203 62ZM263 61V65L262 64H260L261 62ZM22 62V63H23ZM79 62V63H78ZM124 62V63H123ZM147 62H149L148 64H146ZM169 62V63H168ZM26 63H23V64H21L22 66H25L26 65ZM57 63H59V64H57ZM90 63V64H89ZM126 63H130V64H127L126 65ZM132 63V64H131ZM255 63V62H254ZM25 64V65H24ZM104 64H106V65H104ZM121 64V65H120ZM124 64H125V67H124ZM134 64H136L135 66H134ZM138 64V65H137ZM158 64H161V65H157ZM240 64V65H239ZM250 64H248V66L250 65ZM260 64V65H259ZM12 65V66H11ZM20 65V63H19V66H21ZM56 65V66H55ZM77 65V66H76ZM79 65L80 66H82L81 68H83V70H87V71H89V72H86L85 74L82 72V74L81 73H77V68L79 67ZM110 65H115V66H111V67H113V68H108V67H110ZM151 65V66H150ZM173 65V66H172ZM247 65V64H246ZM259 65V66H258ZM18 66V65H17ZM37 66V67H36ZM59 66V67H58ZM76 66V67H75ZM84 66V67H83ZM95 66V67H94ZM129 66V67H128ZM132 66H134V67H132ZM137 66H139V67H137ZM147 66V67H146ZM168 66V67H167ZM175 66V67H174ZM245 66V65H244ZM16 67V66H15ZM56 67V68H55ZM108 68V69H106V68ZM141 67V68H140ZM150 67V68H149ZM158 67V68H157ZM165 67V68H164ZM260 67H262V68H260ZM35 68V69H34ZM41 68H42V72H41ZM58 68H60V69H58ZM62 68V69H61ZM90 68H92L91 70H95L94 72L93 71H91L90 72ZM116 68H117V70H116ZM130 68H132V69H130ZM133 68H135V69H133ZM149 68V70H147ZM156 68V69H155ZM167 68H169V69H167ZM51 69L53 70V76L51 75ZM97 69V70H96ZM106 69V70H105ZM111 69V70H110ZM136 69H137V71L139 70V73H136ZM145 69V70H144ZM158 69V70H157ZM203 70V66H201L200 65V68H199V70ZM38 70H39V72H38ZM85 70V71H86ZM110 70V71H109ZM126 70V71H125ZM128 70V71H127ZM132 72H131V71ZM155 70V72L153 73V71ZM200 71V73H203L204 71ZM244 70H246L245 71V74H244V72H242V71H244ZM12 71V72H11ZM62 71V72H61ZM84 71V72H85ZM134 71H135V73L136 74H138V76H136V74L134 73ZM147 71V72H146ZM150 71V73H151V71H152V74H149L148 72ZM165 71V72H164ZM249 71V72H248ZM251 71V72H250ZM44 73V75H42V74H39V73ZM133 74V76H132V74ZM140 72H141V74H140ZM163 72V73H162ZM10 73V74H9ZM14 73V72H13ZM49 73V74H48ZM90 73V74H89ZM94 73V74H93ZM96 73V74H95ZM128 73H129V75L131 76L130 78H129V76H128ZM167 73H168V71H167ZM74 74V75H73ZM92 74V75H91ZM122 74V75H121ZM134 74H135V76H134ZM140 74V75H139ZM145 74V75H144ZM157 74H159V75H157ZM161 74V75H160ZM164 74V75H163ZM263 74V75H262ZM37 75V76H36ZM91 75V76H90ZM254 75V74H253ZM74 76V77H73ZM80 76V79L78 78ZM121 76V77H120ZM143 76V77H142ZM147 76V77H146ZM149 76V77H148ZM158 76L161 78L162 76H164V77H162L161 79L162 80H159V78H158ZM167 76V77H166ZM170 76V77H169ZM245 76H247V77H245ZM21 77V78H20ZM61 77V78H60ZM76 77H77V79H79V80H77L76 79ZM101 77V78H100ZM133 77V78H132ZM135 77V78H134ZM152 77V78H151ZM153 77H154V79H153ZM249 77V78H248ZM12 78V79H11ZM32 78V79H31ZM60 80H59V79ZM82 78V79H81ZM85 78H87V79H85ZM125 78V79H124ZM135 80L134 82H133V80ZM145 78V79H144ZM149 78V79H148ZM157 78V79H156ZM165 78V79H164ZM169 78V79H168ZM5 79V80H4ZM11 79V80H10ZM26 79V80H25ZM41 79V80H40ZM48 79H49V81H48ZM58 81H57V80ZM85 79V80H84ZM109 79L111 80V82L109 81ZM138 79H139V81H138ZM156 79V80H155ZM167 79V80H166ZM170 79H171V82H170ZM8 80H9V83H8ZM18 80V81H17ZM21 80H22V82H21ZM71 80V81H70ZM73 80H75V81H73ZM82 80H84V82L82 81ZM101 80V81H100ZM119 80V81H118ZM159 80V81H158ZM261 80V81H260ZM15 83L16 82V84H15V86L13 85V83ZM19 81L21 82V83H19ZM129 81V82H128ZM151 81V82H150ZM161 81H163V82H161ZM166 82V84H164L165 82ZM242 81H244V82H242ZM10 82L12 83V84H10ZM42 82V83H43ZM59 82H61V84L59 83ZM73 82H75L76 83V86L74 87V83ZM82 82V83H81ZM136 82V83H135ZM159 82H160V84H159ZM55 83V85H53ZM60 85H59V84ZM72 83H73V86H72ZM81 83V84H80ZM89 83V84H88ZM119 83L121 84V85H119ZM51 84V85H50ZM64 84V85H63ZM88 85V87L86 88V86L85 85ZM98 84V85H97ZM162 84H164V85H162ZM172 84H171V86H172ZM245 84V85H244ZM39 84L37 83V86H38ZM53 85V86H52ZM97 85V86H96ZM103 85V86H102ZM122 85H124V86H126V87H124V86H122ZM167 85V86H166ZM237 85V86H236ZM9 86V87H8ZM14 86V87H13ZM56 86H60L59 88H60V90L61 91H59V90H57V89H54ZM67 86V88H65ZM81 86H83L82 88H81ZM85 86V87H84ZM100 88H99V87ZM101 86H102V88H101ZM109 86V87H108ZM237 88H236V87ZM244 86L246 87V88H248V90L246 89L245 90V88H244ZM39 87V86H38ZM51 87H52V89H54L53 90V93H55V94H57V96H55V95H53V93L51 94ZM54 87V88H53ZM69 87H71L69 90H68V88ZM135 87V88H134ZM160 87V88H159ZM173 87V86H172ZM22 88V87H21ZM56 88H58V87H56ZM66 89V91H62L63 89ZM82 89V91L80 90V93H78L79 92V89ZM164 88V89H163ZM166 88V89H165ZM244 88V89H243ZM89 89V90H88ZM95 89V90H94ZM99 89V90H98ZM105 89V90H104ZM108 89V90H107ZM113 89V90H112ZM132 89H133V91H132ZM160 89V90H159ZM163 89V90H162ZM232 89V90H231ZM239 89V90H238ZM250 89V90H249ZM5 91V92H2V91ZM88 90V91H87ZM110 90V91H109ZM155 90V91H154ZM224 90V91H223ZM241 90V91H240ZM243 90H244V92H243ZM18 91V92H17ZM22 91V90H21ZM20 91V92H21ZM97 91V92H96ZM169 91V92H168ZM26 92V91H25ZM135 92V93H134ZM221 92L223 93L224 92V94H225V92H227L226 93V95H221ZM246 92H248V93H246ZM251 92V93H250ZM260 92H261V90H260ZM2 93V94H1ZM4 93V94H3ZM60 93V94H59ZM109 93V94H108ZM161 93V94H160ZM164 93H166V94H164ZM8 94L10 95L11 94V96H12V99L10 98V100H8V98L10 97H8V98H5V96H8ZM17 94V95H16ZM25 94V93H24ZM50 94L52 95L51 97H50ZM104 94V95H103ZM114 94V95H113ZM117 94V95H116ZM234 97L235 96V98L238 96V99H233V103L235 102V103H237L238 101V103L237 104H235V105H237V106H235L233 103H231L232 102V100L230 99L229 100V98H231V95ZM59 95V96H58ZM93 95V96H92ZM170 95V96H169ZM228 95V96H227ZM242 95V96H241ZM255 95V96H254ZM257 95H258V97H257ZM19 96V98H17ZM22 96V97H21ZM113 96V98H111ZM159 96H161L160 98H159ZM224 96H226V97H228V99H226ZM230 96V97H229ZM245 96H247V97H245ZM4 97V98H3ZM53 97V98H52ZM116 97V98H115ZM157 97V98H156ZM162 97H166L167 99H168V97L170 98V103L173 105H171V107H166V109L165 108H163V112L161 111V113H160V110L161 109H159V108H161V106L159 107V108H157L156 109V107H158V103L161 101H158L159 99H162ZM221 97L223 98L222 100H221ZM240 97H241V99L242 100H239L240 99ZM143 98V99H142ZM2 99L4 100V101H2ZM87 99V100H86ZM120 99V100H119ZM127 99H128V102H127ZM164 99V98H163ZM162 99V100H163ZM167 99H165V101L167 100ZM247 99V100H246ZM6 100H8V102H10V103H8V104H10V106H11V110H9V105L8 104H6ZM50 100V101H51ZM56 100H57V102H56ZM119 100V101H118ZM124 100V101H123ZM223 100H224V103H223ZM230 102H229V101ZM13 101V102H12ZM14 101H15V103L16 104H18L17 105V107H15L14 106V104H12V103H14ZM66 101H67V103H66ZM71 101V102H70ZM126 101V102H125ZM154 101H155V103L158 101V103H154ZM164 101V100H163ZM222 101V102H221ZM245 101H248L247 103L245 102ZM20 102V103H19ZM59 102V103H58ZM62 102H65L64 103V106H62L63 105V103ZM76 102V103H75ZM78 102V103H77ZM106 102V103H105ZM174 102V101H173ZM220 102V106L219 107H217V104ZM229 102V103H228ZM240 102H242V103H240ZM57 103H58V105H57ZM74 104V105H72V104ZM120 103V104H119ZM153 103H154V105H153ZM231 103V104H230ZM249 103H250V105H249ZM62 104V105H61ZM66 104H70V105H66ZM152 104V105H151ZM158 104V105H157ZM167 104H168V102H167ZM215 104V105H214ZM223 104H225L224 106H223ZM243 104H247L246 106L245 105H243ZM20 105V106H21ZM72 105V106H71ZM153 107V109L155 108L156 110H157V112H159V114H156V112L154 111V110H152L151 109V106ZM165 105V104H164ZM232 107H234L235 106V110H234V112H233V114H235V112H236V115H234L235 117H233V116H231V114L229 113L228 114V110H230V107L231 106ZM234 105V106H233ZM262 105V108H264V106ZM68 106V107H67ZM86 106V107H85ZM88 106V107H87ZM138 106V107H137ZM156 106V107H155ZM174 106L175 107H177V110L174 108ZM212 106H213V108H212ZM244 106V107H243ZM15 107V108H14ZM23 107V106H22ZM75 107V108H74ZM83 107V108H82ZM149 107V108H148ZM163 107V106H162ZM220 107H222V109L220 110ZM241 107H243L242 108V110L240 109ZM246 107V108H245ZM2 108H4V110L2 109ZM6 108V109H5ZM171 108H174V110H176L177 112H174ZM212 108V109H211ZM217 108V109H216ZM245 108V109H244ZM17 109V110H16ZM21 108H19V110H20ZM74 109V110H73ZM122 111H121V110ZM146 109V110H145ZM159 109V110H158ZM215 109V110H214ZM226 109H227V111H226ZM237 109H239L240 110V112H239V110L238 111H236ZM50 110H51V108H50ZM56 110V111H55ZM54 110V112H55V114H54V112H53V110H52V112H53V117H52V119H55V116H57L58 114H59V112H60V110L59 109H55ZM59 110V112H57ZM121 112H120V111ZM148 110V111H147ZM165 110V111H164ZM248 110V111H247ZM22 111V110H21ZM179 111H181V109H179ZM194 112L195 113V111H196V113H197V115H196V113L194 114H192L191 112ZM198 111H199V113L202 115H199V113H198ZM214 111V112H213ZM224 111H225V113H224ZM264 111V110H263ZM262 111V113H264ZM13 112V113H12ZM104 112V113H103ZM220 112H223L228 118H226V116L223 114V113H220ZM227 112V113H226ZM238 112H239V116L237 115L238 114ZM166 113V114H165ZM12 114H14L13 116H12ZM52 114V113H51ZM72 114H74V115H72ZM134 114V115H133ZM151 114H153V115H151ZM161 114H164V115H161ZM181 114H183L184 116V118L181 116ZM190 114H192L193 116H195L196 118H193L192 120H191V118H192V115H191V118H189L190 119V121L191 122H189V119L187 118V121H184V120H186V115L188 116V115H190ZM158 115V118H156L155 116H157ZM204 115H206V116H204ZM59 116H60V114L58 115V117L57 118H59ZM72 116V117H71ZM172 116H174V117H172ZM179 116V119L177 118ZM180 116L183 118H180ZM223 116V117H222ZM16 117V116H15ZM104 117V118H103ZM149 117H151L153 120H154V123H153V125L151 124L150 125V123H152V120H147V118L149 119ZM163 117V118H162ZM172 119H171V118ZM188 117H190V116H188ZM205 117V118H204ZM216 117V118H215ZM1 118H2V115L0 114V120H1ZM14 118V119H13ZM90 118V119H89ZM111 120H110V119ZM127 119V121H126V119ZM129 118V119H128ZM144 118H146V120L144 119ZM168 118H170V119H168ZM173 118L174 119H177L178 120V122H180L179 124H178V122H177V120L174 122V120H173ZM218 118V119H217ZM6 118H3L2 120H3V122L2 123H5V124H3L4 126L3 127H0V131H2L1 133L2 134H4L5 133V135H1L0 137L2 138H4V140H8V138L6 137V139H5V136H7V135H12L13 136V138H11L12 140H13V142L16 140L15 139V135H14V133H15V131H14V129L16 128V126H15V128L12 126V130L10 129L11 127V125H10V123L9 124H7L4 120H5ZM102 119V120H101ZM107 119V120H106ZM122 119H124L126 122H124V120H122ZM131 119V120H130ZM166 119H168V120H166ZM180 119H182V121L180 120ZM210 119H212V120H210ZM88 120V121H87ZM138 120H139V123H138ZM145 120V121H144ZM165 120H166V122H165ZM260 120H261V122L263 123V129L262 130H264V116H262V118H260ZM6 121H8V120H6ZM97 121L99 122V124L100 123H108V124H98L97 125ZM101 121V122H100ZM129 121V122H128ZM140 121H142V122H140ZM147 121H151L150 123H147ZM158 121V122H157ZM171 121V122H170ZM184 121V122H183ZM195 121V122H194ZM211 121V122H210ZM259 121V120H258ZM82 122V123H81ZM94 122H95V124H94ZM110 122V123H109ZM112 122V123H111ZM128 122V123H127ZM193 122V123H192ZM198 122V123H197ZM200 122V123H199ZM215 122V123H214ZM242 122V121H241ZM2 123L0 122V126L2 125ZM62 122H60V124H61ZM70 123V124H69ZM125 123V124H124ZM127 123V124H126ZM143 123V124H142ZM169 123H171L170 125H169ZM221 123H218V125H219V127L220 128H222L223 130H222V134H223V136L225 137V138H227V140H228V143H229V146H232V145H230V142L231 141H229L230 140V138L228 139V135H226V133H227V129H228V127H230V126H232L231 124H229V126H228V124H226L225 126L223 125V124H221ZM234 123V122H233ZM243 123V122H242ZM7 124V125H6ZM12 124H14L15 125V122H13ZM58 124H59V121H58ZM72 124V125H71ZM94 124V125H93ZM112 124V125H111ZM136 124V125H135ZM173 124V125H172ZM196 124V125H195ZM244 124V123H243ZM247 124H250L249 122H246V125ZM10 125V126H9ZM103 125H105V126H103ZM109 125H111V126H109ZM141 125V126H140ZM154 125H155V127H154ZM176 125H178V126H176ZM185 125V126H184ZM194 125V126H193ZM215 125V126H214ZM253 125V124H252ZM107 126H109L110 128H109V130H107ZM134 126V127H133ZM138 126H140V127H138ZM153 126V127H152ZM184 126V127H183ZM192 126V127H191ZM242 126L243 125H241L240 126V128H242ZM99 127H100V129H99ZM105 127V128H104ZM111 127H115V129H113V130H111L110 131V129H112ZM119 127V128H118ZM133 127V128H132ZM138 127V128H137ZM183 127V128H182ZM195 127V129L193 130V128ZM224 127V128H223ZM1 128H3V129H1ZM14 128V129H13ZM55 128V129H54ZM53 128V130H56L58 127H54ZM95 129V131H94V129ZM103 128V129H102ZM117 128V129H116ZM121 128V129H120ZM141 128H142V130H141ZM145 128H146V130H145ZM160 128H162V130H165V132H166V134H169V135H167L166 137L164 136L163 138V141H161L160 140V135L157 133L158 132V130L160 129ZM175 130H174V129ZM183 130H182V129ZM8 129V131H9V133H8V131H6V130ZM17 129V128H16ZM15 129V130H16ZM90 129H91V131H90ZM11 130V131H10ZM18 130V129H17ZM16 130V131H17ZM115 130H116V133H115ZM118 130V131H117ZM132 130H133V132L135 131V133H133L132 132ZM145 130V131H144ZM154 130V132H152V131ZM192 130V131H191ZM6 131V132H5ZM12 131L14 132L13 134H11L12 133ZM21 131V130H20ZM19 130L17 131V135H18V133H21ZM148 131V132H147ZM183 131V132H182ZM219 131V132H218ZM109 132V133H108ZM113 134H112V133ZM143 132H144V134H143ZM145 132H147V133H145ZM212 132V133H211ZM8 133V134H7ZM50 134H48V133H46V136H45V134H44V138H42V136H40V135H36L37 136V141L38 142H34V143H30V145H31V147H33V148H31L30 146V148L27 146L29 143H27V142H23V147L21 148V143L20 144H18L19 146H20V149H22V151L24 152H27V153H30V154H32V155H30V157H34L35 155H37L38 153H40V154H38V156L40 155H43L42 153L44 152L45 154H44V157L46 156V153H48V155H49V153H50V157H51V152H50V150H51V147H48V146H50L51 144H49V139H51L50 137H51V132H49ZM101 135V136H103L104 137V139H103V137L102 138H100L99 136V134ZM115 133V134H114ZM140 133H142L143 134V136H142V134H140ZM151 133V134H150ZM206 133V134H205ZM25 134H28V133H24V135ZM97 135V136H95V135ZM124 134V135H123ZM131 134H133L132 136H135V137H132L131 136ZM136 134V135H135ZM139 134V135H138ZM148 134H150V135H148ZM188 134V135H187ZM34 135V134H33ZM56 135H57V133H56ZM149 136V138L147 137V136ZM12 136H10V137H12ZM15 136V137H14ZM35 136V135H34ZM36 136L33 138V136H30V137H32L33 139H35L36 140ZM59 136V135H58ZM57 136V137H58ZM146 136V137H145ZM190 136V137H189ZM9 137V136H8ZM27 137V139H29L28 138V136H26ZM25 137V138H26ZM54 137V132L52 133V138ZM86 138V140L85 139H83V138ZM94 137L96 138V139H94ZM99 137V138H98ZM185 139H184V138ZM2 138V139H3ZM145 138V139H144ZM158 138V139H157ZM181 138V139H180ZM222 138V137H221ZM225 138H223V141H224V139ZM10 139V140H11ZM41 139H43V140H41ZM99 139V140H98ZM102 139H103V141H106V142H103L102 141ZM136 141H135V140ZM142 139H144V141L142 140ZM152 139V140H151ZM187 139V140H186ZM242 139V138H241ZM3 140V141H4ZM10 140H8L7 142H3L4 144L2 145L1 144V146H2V148L0 149V152H2V149H3V147H5L4 149V151L2 152L3 154H1L0 155V157H1V160H0V162H8L10 165H13L14 167L13 168H15V166L17 165L18 166V172L17 171H10V170H8V173H7V179H6V177L4 178V176L5 175H3V180L4 179H6L5 180V183L9 180V179H11V183H14V182H16V180H17V182H16V184L14 185V186H16L17 185V187H15L16 189H18V190H21L22 191V189H23V187L24 186H26V187H24V189H23V191L21 192V191H16L17 193H16V195H17V197L18 196H21V200L22 199H24V200H26V201H28V199H29V201L31 200V198H32V193H31V191H32V188L36 185V183H38L39 182V179L38 178H36L37 176V173H35L34 175H33V173L32 172H30V170L32 169V168H30L31 167V165L30 164H33V166L35 165V162H33L32 160H30L29 159V157H27L26 156V158H25V155L23 156L24 157V159L26 160H24L23 159V157L22 156H20V157H18V158H12L13 157V155H14V153L13 152H15L16 153V151H20V150H18L19 148H17V147H13V146H15V144H17L18 143V141H19V139H18V141L15 143V144H12V143H9V141ZM30 141H32V139H29ZM46 140H47V142H46ZM81 140V141H80ZM82 140L85 142L86 141V143L87 144H85V143H83L82 142ZM147 140V141H146ZM154 140V141H153ZM156 140V141H155ZM178 140V141H177ZM180 140V141H179ZM226 140V139H225ZM226 140V141H227ZM237 140V139H236ZM239 141H240V143L239 144H241L240 146H243V148L242 149H244L245 150V148H246V146L247 145H245L246 144V142H244L243 140H246V139H243L242 140V143H241V140L240 139H238ZM34 141V140H33ZM70 141V142H69ZM76 141H80V142H78V144L75 146L74 144H76L75 142ZM138 141V142H137ZM153 141V142H152ZM168 141V142H167ZM0 142H1V140H0ZM41 142H46L45 144H43V143H41ZM74 142V143H73ZM89 142V143H88ZM101 142H103L102 144H101ZM148 142V143H147ZM150 142V143H149ZM167 142V144H165ZM178 142V143H177ZM2 143V142H1ZM10 144L8 147H7V145L6 144ZM26 143H27V145H26ZM57 143V142H56ZM84 144V147L82 148L81 147V149H79V144H81L82 146H83V144ZM159 143V144H158ZM165 145H164V144ZM238 143V142H237ZM71 144V145H70ZM145 144H147V145H145ZM163 144V145H162ZM196 144V145H195ZM220 144L221 145H223L222 143H219L218 145L220 146ZM232 144H234V142H232ZM235 144H236V141H235ZM234 144V145H235ZM239 144H238V147H240L239 146ZM4 145H6V146H4ZM27 146V147H24V146ZM33 145V146H32ZM40 146V145H42L41 147H38V146ZM45 145H47V146H45ZM88 145V146H87ZM90 145H92L93 146V148H92V146H90ZM137 145V146H136ZM139 145V146H138ZM179 146L180 145V148H176L175 146ZM192 145H193V147H192ZM218 145H217V148H216V150H218ZM225 145H226V147L228 146L226 143H225ZM18 146V147H19ZM72 146L74 147V150H72L71 148H72ZM86 146H87V148H86ZM129 146V147H128ZM143 146V147H142ZM158 146H159V148H158ZM162 146H164L165 148H166V146H167V148H166V150H165V148H163V149H161V147ZM177 146V147H178ZM237 146V145H236ZM11 149H10V148ZM34 147L36 148L37 147V149L39 150H37V149H34ZM46 147V148H45ZM76 147V148H75ZM88 147H89V149H90V147H91V149H90V151H93L94 153H92V152H90V151H88L89 149H88ZM131 147V148H130ZM146 147V148H145ZM169 147H170V149H169ZM183 147V148H182ZM186 147V148H185ZM223 150H229L230 148H233L234 149V146H232V147H228L227 149L226 148H223L222 146H220ZM219 147V148H220ZM237 147V148H238ZM6 148H8V149H6ZM17 148V149H16ZM28 148L30 149V151L28 152ZM42 148H44V150L42 149ZM85 148H86V150H85ZM100 148V149H99ZM144 148V149H143ZM203 148H205L206 149V146L204 145V147ZM202 148V149H203ZM10 149V150H9ZM47 149H49V150H46ZM72 150V152H71V150ZM77 149H79V151L78 152H76L77 151ZM101 149H104V151H106V152H99ZM109 149V150H108ZM131 149V150H130ZM160 149V150H159ZM173 149V150H172ZM205 149H203V150H205ZM222 149H219V151H223ZM240 150L241 152L243 151V150ZM6 150H7V152H6ZM13 150V151H12ZM80 150H85V151H80ZM146 150H147V152H146ZM161 150H163V151H161ZM231 151H232V149H230ZM9 151H10V155H12V156H10L8 153H9ZM37 151H38V153H37ZM43 151V152H42ZM153 151H159V152H157L158 153V155L159 156H157L156 154V152H153ZM169 151V152H168ZM240 151H238V154H237V156L238 157H240V158H244V153L246 152V150L245 151H243L241 154H240ZM4 152H5V155L6 156H3L4 155ZM24 152V153H25ZM42 152V153H41ZM98 152H99V154H98ZM111 152V153H110ZM143 152V153H142ZM175 152V153H174ZM181 152H184L183 154L181 153ZM186 152V153H185ZM8 155H7V154ZM65 153H67V154H65ZM70 153H72V154H70ZM81 153H83V154H81ZM127 153V154H126ZM131 153V154H130ZM156 153V154H155ZM164 153V154H163ZM166 153V154H165ZM170 154V157L172 156V154H173V156L175 155V154H177L176 155V157H168L169 156V154ZM100 154H102V155H100ZM112 154H113V156H112ZM126 154V155H125ZM130 154V155H129ZM156 156H155V155ZM162 154H163V156H162ZM183 156H182V155ZM184 154H186L185 156H184ZM220 154H222V152L221 153H219L218 152V154L216 155L217 157V160L219 159H221V160H223V155L221 156ZM239 154H240V156H239ZM90 155H95L94 157L93 156H90ZM150 155V156H151ZM181 156V158H182V160H181V158H180V156ZM243 155V156H242ZM15 156V155H14ZM40 156H39V158H40ZM66 156V157H65ZM67 156H68V158H67ZM105 158H107V159H105ZM113 158H112V157ZM135 156V155H134ZM155 156V157H154ZM242 156V157H241ZM4 157H5V159H4ZM7 157H8V159H9V161H7ZM9 157H11L12 159H10ZM93 157V158H92ZM111 158V160H110V158ZM129 157V158H128ZM157 157H159V158H157ZM166 157V159L165 160H168L169 159V161H163L164 160V158ZM187 157V158H186ZM38 158V159H39ZM63 158H65V159H63ZM158 159V161H157V159ZM162 158V159H161ZM175 158H178V160L177 159H175ZM183 158H185L184 160H183ZM216 158H215V163L213 162V161H211V165H212V163L213 164H215L214 166H212V168H214L215 169V171L217 172H219V170L222 172H219L221 175H222V177H224L225 178V172H226V168H225V163L224 162H226L227 160H225L224 159V162L223 161H218L217 162V160H216ZM225 158V157H224ZM21 159H23L24 161H25V163H24V161L22 162L21 161ZM97 159V160H96ZM98 159H100V160H98ZM174 160V161H172V162H174L175 163V160H176V164H174V166H173V164L172 165H170L171 164V160ZM188 159V160H187ZM14 160V161H13ZM96 160V161H95ZM105 160V161H104ZM211 160V159H210ZM39 161V160H38ZM60 161H61V163L62 164H60ZM67 161V162H66ZM105 162V164H104V162ZM108 161V162H107ZM180 161V162H179ZM52 162V163H51ZM96 162V163H95ZM109 162H111V164L109 163ZM114 162V163H113ZM123 162V163H122ZM138 162V163H137ZM185 164H184V163ZM217 162V163H216ZM16 163V164H15ZM19 163V164H18ZM68 163V164H67ZM117 163V164H116ZM120 163V164H119ZM133 163V162H132ZM158 163V164H157ZM221 163H224L223 165L221 164ZM1 164L2 163H0V166H1ZM27 164V165H26ZM54 165L53 167H51V165ZM78 164V165H79ZM114 166H113V165ZM220 164V165H219ZM22 165L24 166V167H22ZM63 165V166H62ZM85 165V164H84ZM112 165V166H111ZM126 165V166H125ZM178 165V166H177ZM184 165L187 167H184ZM219 165V166H218ZM224 166V167H222V166ZM16 166V167H17ZM30 166V167H29ZM111 166V167H110ZM177 166V167H176ZM222 168H221V167ZM26 167V168H25ZM35 167V166H34ZM106 167V168H107ZM174 167V168H173ZM220 168V169H218V168ZM21 170H20V169ZM24 168V169H23ZM43 168V167H42ZM124 168H126V170L124 169ZM137 168V167H136ZM225 168V169H224ZM1 169V168H0ZM16 169V168H15ZM23 169V170H22ZM45 169H47V172L46 171H44ZM44 170L42 169V171H44L45 173H47V175H49L48 173L50 172V171H54V169H48L47 167L45 168ZM63 169V168H62ZM176 169H179L178 170V172H176L177 170ZM184 169V170H183ZM223 171H222V170ZM25 170V171H24ZM50 170V171H49ZM55 170H56V168H55ZM176 170V171H175ZM185 170H188V171H186L185 172ZM213 170V169H212ZM19 171H22L20 174H19ZM24 171V172H23ZM32 171V170H31ZM66 171H68V170H66ZM127 172V171H126ZM125 172V173H126ZM190 172V173H189ZM224 172V173H223ZM11 173V174H10ZM27 173V174H26ZM30 173V174H29ZM124 173V176H123V178H122V180H124L125 179V177L127 176L126 174ZM186 173V174H185ZM188 173V174H187ZM32 174V175H31ZM51 174V173H50ZM64 174H66L67 176H68V174H69V172H63V175ZM62 174H60V176H61ZM63 175L60 177L59 175H55V176H57V178L59 179L56 183H55V187H53V185H51L49 188L48 187H46L43 183H41V181L39 182L40 183V185L42 186V187H40V188H42L40 191H41V193L42 194H44L45 195V192L46 191H49L50 193V195L49 196H51V194H52V196H56V195H58L59 194V196H62V193H64L63 192V190L64 191H66L65 189L67 188V190L68 191H70L71 193H72V195H73V193L74 192H78V191H81V189H78V186H77V184H71V183H69L68 181H67V183L66 184H63V183H65V179L67 178L66 177V175H64L65 176V178L63 177ZM82 175V174H81ZM17 176H19V179H18V177ZM28 176V178H26ZM34 178H33V177ZM82 176H84V175H82ZM82 176H81V178H82ZM118 176H121V175H118ZM8 177H9V179H8ZM22 177V181H19L20 180V178ZM62 177H63V179H62ZM86 177V178H85ZM81 178H80V180H81ZM83 178H85L86 180H88V178H87V176H84ZM82 178V179H83ZM223 178V179H224ZM14 179V181H12ZM31 179V180H30ZM85 179L83 180V181H85ZM27 180V181H26ZM29 180V181H28ZM35 181H37V182H35ZM82 181V180H81ZM3 182V181H2ZM2 182L0 181V185H1V188H2V186H3V188H5L6 186H5V184L3 185L2 184ZM9 182V181H8ZM7 182V183H8ZM21 182V183H20ZM34 182V183H33ZM61 182V183H60ZM6 183V184H7ZM10 183V184H11ZM81 183H84V182H81ZM21 184V185H20ZM263 184V183H262ZM8 185V184H7ZM12 185V184H11ZM20 185V186H19ZM60 185L62 186V187H60ZM68 185H69V187H68ZM82 185H84V184H82ZM88 185V183L86 184V187L84 186V188H85V190H84V188L82 189V192L83 191H86L88 188H90L89 187V185ZM5 186V187H4ZM72 187V189H70L71 187ZM252 186H254L255 187V185H252ZM264 186V185H263ZM64 187H66L65 189H64ZM157 188H156V190H155V193L156 194H158V196H159V194L161 193V184L160 185H158V186H156ZM188 187H191V186H188ZM212 187H214V188H216L215 190H218V192L216 193V191L214 190V198H215V196H219V193L221 192V188H219L218 186H214V184H212ZM0 188V189H1ZM43 188H45L44 190H43ZM187 188V187H186ZM220 190H219V189ZM76 189H78V191L76 190ZM190 188H188L187 190H189ZM253 189H255L256 190V188H253ZM264 189V188H263ZM261 190V192L263 191L264 192V190ZM4 191L5 190H9V189H7V187H6V189H3ZM75 190V191H74ZM89 190V189H88ZM87 190V194H88V191ZM2 192V190H0V192L1 193H3L4 195L8 192ZM42 191H44V192H42ZM74 191V192H73ZM223 191V190H222ZM58 194H57V193ZM0 193V195H2ZM24 193V194H23ZM47 194H48V192H46ZM61 193V194H60ZM8 195H10L9 194V192L7 193ZM19 194V195H18ZM22 194H23V196H22ZM29 194H30V197H28L29 196ZM45 195L46 197H48V195ZM75 194V193H74ZM216 194H218V195H216ZM43 195V196H44ZM162 195V194H161ZM160 195V196H161ZM44 196V197H45ZM157 196V197H158ZM159 196V197H160ZM1 197H3V199H4V196H1ZM43 197V198H44ZM159 197L157 198L158 200H162V198H160L159 199ZM162 197V196H161ZM220 197V196H219ZM218 197V198H219ZM28 198V199H27ZM43 198H42V200H43ZM216 199V198H215ZM5 200V199H4ZM214 200V199H213ZM9 201H11V200H7V201H4L3 202V210H0V229H1V231H0V237L2 238V236L4 235L5 236V233H7V235L5 236V237H8V236H10V235H12V233H14L13 232V224H11V221L9 220V218H14V216L15 217H17V218H23L22 216H19V213L21 214V212L23 213L24 212V210L25 209H27V208H23V210L21 209V206L19 207L18 205H13L14 207H10V208H14L13 210L14 211H16V209H17V213H15L12 209H10L9 208V212L7 211V209L5 208L6 206L7 207H9V206H11L9 203ZM69 201H71L70 199H69ZM217 201V200H216ZM219 201V200H218ZM9 202V203H8ZM8 203V204H7ZM217 203V202H216ZM6 204V205H5ZM20 210H21V212H20ZM8 213H7V212ZM6 213H7V215H6ZM3 214V215H2ZM9 214V215H8ZM17 215V216H16ZM19 216V217H18ZM251 219H253V217H251V218H248V222L250 223L252 220ZM254 219H256V218H254ZM251 220V221H250ZM210 221H213L214 223L216 222V225H218V224H220V220H217V219H210ZM6 222V223H5ZM114 223H117V226H119L118 224H121V226H126V227H128L129 229H130V225H128V223L126 222V221H124V223H127V224H124L123 223V221H116V222H114ZM218 223V224H217ZM252 224H255L256 222H255V220L254 221H252L251 222ZM124 224V225H123ZM262 224H264V223H256L255 224V227H259V228H256L257 229V231L261 234L263 231H264V225H262ZM9 227V228H7L6 230H5V228L6 227ZM5 227V228H4ZM10 227H13L12 229L10 228ZM125 227V228H126ZM260 227H262V228H260ZM127 228V229H128ZM127 229H125V230H127ZM262 229V230H261ZM4 230V231H3ZM11 230H12V232H11ZM261 232H260V231ZM123 231V230H122ZM9 234V235H8ZM2 239H4V238H2ZM136 242H137V239L135 238L134 239ZM1 243V242H0ZM138 243V242H137ZM137 243H129V242H127V243H124V244H126L129 248L132 246V247H135L136 249H140V247H138L137 248V246L139 245L140 246V244H137ZM255 245H256V247L258 246V242L257 241H255ZM137 244V245H136ZM159 244V243H158ZM157 244V245H158ZM134 245V246H133ZM156 245V246H157ZM150 248H152V247H150ZM158 248H159V246H157L156 248H155V250L156 251H154V249L152 250L151 249V251L153 252V253H156L157 251H158ZM140 251V250H139ZM140 254H144L143 252H142V250L140 251ZM151 255H152V253H151Z\"/></svg>",
	"mask_w": 264,
	"mask_h": 264
}]
</instances>
